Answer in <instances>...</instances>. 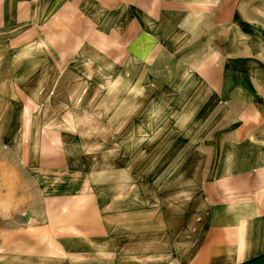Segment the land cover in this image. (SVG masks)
I'll return each instance as SVG.
<instances>
[{
  "label": "rangeland",
  "instance_id": "obj_1",
  "mask_svg": "<svg viewBox=\"0 0 264 264\" xmlns=\"http://www.w3.org/2000/svg\"><path fill=\"white\" fill-rule=\"evenodd\" d=\"M56 36L54 44L10 55L8 65L0 50V264H113L112 250H160L161 241L176 250L177 230L192 228L194 205L204 203L198 185L209 177L200 174L208 169V143L175 110L181 99L174 89L190 88L187 80L164 93L159 78L149 90L143 78L113 79L116 66L104 60L101 78L88 79L81 73L95 70L82 59L59 78L70 55L60 45L65 33ZM89 51L90 61L102 62ZM56 56L63 64L53 63ZM20 67L23 79L11 78ZM26 97L32 127L20 125ZM60 132L71 162L65 168L47 157L52 147L45 144ZM97 222L110 232L99 244L89 238L102 229Z\"/></svg>",
  "mask_w": 264,
  "mask_h": 264
},
{
  "label": "crops",
  "instance_id": "obj_2",
  "mask_svg": "<svg viewBox=\"0 0 264 264\" xmlns=\"http://www.w3.org/2000/svg\"><path fill=\"white\" fill-rule=\"evenodd\" d=\"M58 32L65 33L60 45L70 55L59 78L82 59L95 70L81 73L88 79L101 78L102 66L113 63V79L133 84L143 78L149 90L159 78L164 93L174 80H187L190 88L174 89L181 99L175 110L186 113L184 125L198 127L208 143L207 172L198 171L209 176L198 185L203 207L194 205L191 229L177 230L176 250L164 249V241L160 250H112L113 264H264V0H0L7 65L10 55L54 44ZM87 50L102 62L90 61ZM63 60L52 57L54 64ZM17 70L11 78L23 79L26 70ZM18 85L17 92L26 93ZM30 100L22 99V126L36 120ZM64 140L60 132L45 142L52 147L47 157L60 168L71 166ZM98 223L102 229L89 238L99 244L110 232ZM167 231H160L161 240Z\"/></svg>",
  "mask_w": 264,
  "mask_h": 264
}]
</instances>
